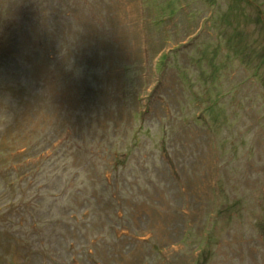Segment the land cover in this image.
Instances as JSON below:
<instances>
[{"label": "rangeland", "instance_id": "rangeland-1", "mask_svg": "<svg viewBox=\"0 0 264 264\" xmlns=\"http://www.w3.org/2000/svg\"><path fill=\"white\" fill-rule=\"evenodd\" d=\"M0 264H264V0H0Z\"/></svg>", "mask_w": 264, "mask_h": 264}]
</instances>
